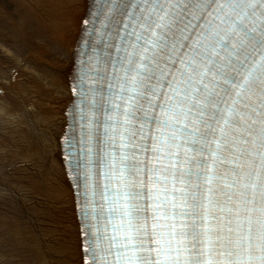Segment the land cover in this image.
I'll use <instances>...</instances> for the list:
<instances>
[{
  "label": "snow or ice",
  "instance_id": "1",
  "mask_svg": "<svg viewBox=\"0 0 264 264\" xmlns=\"http://www.w3.org/2000/svg\"><path fill=\"white\" fill-rule=\"evenodd\" d=\"M84 23L66 155L90 264H264V0H99Z\"/></svg>",
  "mask_w": 264,
  "mask_h": 264
},
{
  "label": "bare ground",
  "instance_id": "2",
  "mask_svg": "<svg viewBox=\"0 0 264 264\" xmlns=\"http://www.w3.org/2000/svg\"><path fill=\"white\" fill-rule=\"evenodd\" d=\"M90 0H0V264H84L62 138Z\"/></svg>",
  "mask_w": 264,
  "mask_h": 264
}]
</instances>
